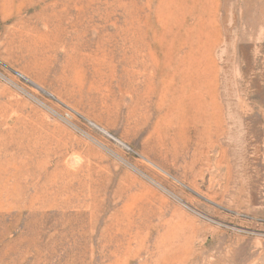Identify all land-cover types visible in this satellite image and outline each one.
Wrapping results in <instances>:
<instances>
[{
	"label": "rangeland",
	"instance_id": "obj_1",
	"mask_svg": "<svg viewBox=\"0 0 264 264\" xmlns=\"http://www.w3.org/2000/svg\"><path fill=\"white\" fill-rule=\"evenodd\" d=\"M0 264H264V0H0Z\"/></svg>",
	"mask_w": 264,
	"mask_h": 264
},
{
	"label": "bare ground",
	"instance_id": "obj_2",
	"mask_svg": "<svg viewBox=\"0 0 264 264\" xmlns=\"http://www.w3.org/2000/svg\"><path fill=\"white\" fill-rule=\"evenodd\" d=\"M28 82V81H27ZM29 83V82H28ZM39 88V87H38ZM90 122V124H91V126H94V127H96V128H98V129H100L102 132H104V133H106V134H108L105 130H103V129H101V128H99L96 124H94V123H92L91 121H89ZM88 122V123H89ZM109 135V134H108ZM117 141V140H116Z\"/></svg>",
	"mask_w": 264,
	"mask_h": 264
},
{
	"label": "water",
	"instance_id": "obj_3",
	"mask_svg": "<svg viewBox=\"0 0 264 264\" xmlns=\"http://www.w3.org/2000/svg\"><path fill=\"white\" fill-rule=\"evenodd\" d=\"M42 92H43V90H42ZM49 95V94H48ZM50 96V95H49ZM104 133V132H103ZM106 134V133H105ZM108 135V134H107ZM120 143V142H119Z\"/></svg>",
	"mask_w": 264,
	"mask_h": 264
}]
</instances>
